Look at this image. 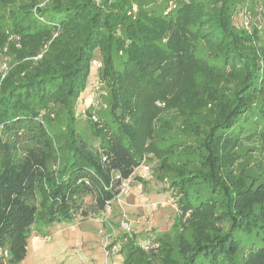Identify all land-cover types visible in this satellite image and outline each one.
<instances>
[{"label": "trees", "instance_id": "16d2710c", "mask_svg": "<svg viewBox=\"0 0 264 264\" xmlns=\"http://www.w3.org/2000/svg\"><path fill=\"white\" fill-rule=\"evenodd\" d=\"M18 1L0 0L21 44L0 88V264L21 263L38 219L104 214L147 154L178 207L156 264H264V34L244 13L264 17V0ZM91 83L109 120L85 128ZM244 141L260 145L253 164ZM125 248L154 264L135 237Z\"/></svg>", "mask_w": 264, "mask_h": 264}, {"label": "rangeland", "instance_id": "374dc122", "mask_svg": "<svg viewBox=\"0 0 264 264\" xmlns=\"http://www.w3.org/2000/svg\"><path fill=\"white\" fill-rule=\"evenodd\" d=\"M42 4L44 2L39 5ZM249 7L251 14L247 11L244 13L252 17L253 24L257 25L264 34V17L255 3L250 4ZM245 14L239 11L237 24L240 25L246 19ZM8 17L9 11L0 8V34L6 35L0 40V88L4 78L18 65V50L21 48L18 34L14 33L12 22L8 20ZM249 27H251L250 24ZM41 56L40 53L32 58L35 60ZM30 59L24 58L23 60ZM92 71L96 73V67H92ZM184 75L177 73L180 84L186 80ZM88 90L85 102L83 100L76 112L79 123L85 128L89 126L90 116L99 118V120H109L106 95H101L104 90L98 85L94 86L93 83L90 84ZM87 96L92 97L90 106L87 105L89 102ZM169 102L173 108L177 107L176 99H170ZM152 105L151 109H146L148 113L151 112L150 116L156 110H160V113L165 111L164 107L167 104L165 105L164 100L157 98L154 99ZM86 106L88 107L85 108ZM55 109L58 110V115L55 113L53 117L63 118L65 115L67 118L66 112L61 107L56 106ZM173 114L174 112L166 113L168 117L171 116L175 127H178L181 119ZM248 147L255 149L249 151ZM242 153L245 159L253 164L261 157L260 145L257 141L255 143L244 141ZM145 156L151 166V172L146 178H142L138 175V169L130 178L128 192L118 195L111 203L112 208H107L104 214L88 217L77 215L72 221L47 225L38 219L34 224L32 234L28 237V248L20 264H128L126 261L128 248L124 249V243L128 244L132 237H135V243L141 246V250L148 253L150 262L156 264L155 257L161 246L159 247V243L155 241L159 234L170 233V227L178 212L177 196L169 189L171 187L168 176L164 179L156 176L154 170L157 160L150 154ZM86 200L88 208L91 199L87 197ZM106 218L113 225H111L112 230H108L105 224ZM124 218L130 223L131 231L123 229L121 222ZM166 240L171 241V238ZM248 246L245 245V253H247ZM150 250H153L155 254H151ZM7 257L8 255L3 262H8Z\"/></svg>", "mask_w": 264, "mask_h": 264}, {"label": "built area", "instance_id": "2783aa9c", "mask_svg": "<svg viewBox=\"0 0 264 264\" xmlns=\"http://www.w3.org/2000/svg\"><path fill=\"white\" fill-rule=\"evenodd\" d=\"M245 24L247 25L248 22L246 21ZM93 64L96 67H99L101 65L100 62L95 61V60L93 61ZM87 100L89 101L87 104H91L92 97L91 96L88 97ZM150 172H151V166L147 163L146 160H144L141 163V165L139 166L138 175H139V177L146 178L147 174ZM129 186H130V178L122 183L120 194H126L128 192ZM109 207H110V205H108V208ZM121 225H122L124 230L131 231L130 223L127 220H125V218L122 220ZM0 255H1V252H0ZM4 255H8L7 252H5Z\"/></svg>", "mask_w": 264, "mask_h": 264}]
</instances>
